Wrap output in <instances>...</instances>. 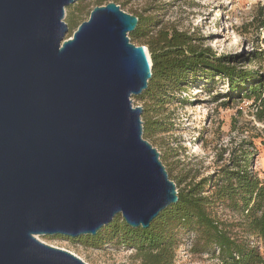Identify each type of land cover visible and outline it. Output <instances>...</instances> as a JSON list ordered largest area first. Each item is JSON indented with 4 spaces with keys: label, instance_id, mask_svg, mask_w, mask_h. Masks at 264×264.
Here are the masks:
<instances>
[{
    "label": "water",
    "instance_id": "water-1",
    "mask_svg": "<svg viewBox=\"0 0 264 264\" xmlns=\"http://www.w3.org/2000/svg\"><path fill=\"white\" fill-rule=\"evenodd\" d=\"M76 1L0 0V264H87L37 237L145 229L178 202L131 100L151 78L137 17L108 2L65 39Z\"/></svg>",
    "mask_w": 264,
    "mask_h": 264
},
{
    "label": "rangeland",
    "instance_id": "rangeland-1",
    "mask_svg": "<svg viewBox=\"0 0 264 264\" xmlns=\"http://www.w3.org/2000/svg\"><path fill=\"white\" fill-rule=\"evenodd\" d=\"M123 12L134 11L144 18H153L159 29L175 28L187 33L199 50L208 49L215 57L228 56L229 64L244 71L264 68V0H120ZM104 5V4H102ZM65 9L63 21L76 19V26H68L66 38L88 20L96 0H81ZM118 6V5H117ZM166 113L156 120H164L169 132L155 134L147 141L157 150L176 190L210 176L226 164L233 152L248 151L249 171L264 181V123L252 116L251 101L234 97L227 82L197 77L181 93H175ZM134 106L145 104L131 98ZM155 120V119H154ZM221 221L233 225L232 233L258 248L264 256L259 240L234 226L238 215L223 208L214 210ZM231 223V224H230ZM173 264H223L214 249L205 250L194 233H180ZM40 241L75 254L87 264H139L133 249L109 244L92 249L72 238L61 235L37 237ZM76 239V238H74Z\"/></svg>",
    "mask_w": 264,
    "mask_h": 264
},
{
    "label": "trees",
    "instance_id": "trees-1",
    "mask_svg": "<svg viewBox=\"0 0 264 264\" xmlns=\"http://www.w3.org/2000/svg\"><path fill=\"white\" fill-rule=\"evenodd\" d=\"M108 2H114L120 9L124 7L120 0H96V5ZM130 13L137 17L138 23L128 37L132 43L145 46L151 60L147 88L135 97L145 104L141 114L144 139L169 132L164 120L156 118L164 116L175 93L186 90L200 76L226 81L234 97L251 101L252 116L264 123V68L236 69L229 64L230 57L217 58L208 49H197L187 33L170 28L154 34L153 28L158 24L153 18ZM66 24L73 28L76 19L68 17ZM261 136L264 137V129ZM249 156L248 151L238 156L233 152L217 172L178 189V202L162 210L145 229L130 227L117 215L95 235L71 241L92 249L112 243L133 249L139 264H173L179 234L186 232L197 234L205 250H216L223 264H264L258 248L235 236L233 225L221 221L214 213L219 207L238 215L239 221L234 226L240 227L243 234L255 236L264 248V181L249 171Z\"/></svg>",
    "mask_w": 264,
    "mask_h": 264
},
{
    "label": "bare ground",
    "instance_id": "bare-ground-1",
    "mask_svg": "<svg viewBox=\"0 0 264 264\" xmlns=\"http://www.w3.org/2000/svg\"><path fill=\"white\" fill-rule=\"evenodd\" d=\"M263 167H264V165H263Z\"/></svg>",
    "mask_w": 264,
    "mask_h": 264
}]
</instances>
